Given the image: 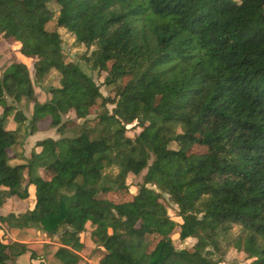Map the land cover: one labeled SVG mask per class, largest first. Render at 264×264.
Here are the masks:
<instances>
[{
	"label": "trees",
	"instance_id": "16d2710c",
	"mask_svg": "<svg viewBox=\"0 0 264 264\" xmlns=\"http://www.w3.org/2000/svg\"><path fill=\"white\" fill-rule=\"evenodd\" d=\"M58 29L94 47L85 61L106 73L113 97L65 62ZM0 38L31 64L13 56L0 72V196L24 200L34 188L33 208L0 215V224L58 237L60 264H81L82 233L102 252L98 264H216L203 251L217 250L235 225L233 244L248 264H264V0H0ZM52 74L49 99L39 103L34 84ZM23 100L32 104L30 135L45 119L59 134L63 117L84 123L73 138L37 141L29 161L11 166L20 133L6 124L26 121ZM131 128L139 131L128 136ZM43 164L46 179L35 173ZM111 167L113 186H101ZM144 170L130 201L98 197L127 190L128 176ZM177 228L180 239L196 240L192 251L175 249ZM2 235L0 264L26 253Z\"/></svg>",
	"mask_w": 264,
	"mask_h": 264
},
{
	"label": "rangeland",
	"instance_id": "374dc122",
	"mask_svg": "<svg viewBox=\"0 0 264 264\" xmlns=\"http://www.w3.org/2000/svg\"><path fill=\"white\" fill-rule=\"evenodd\" d=\"M239 1V0H235ZM48 29L53 30L55 28L54 24L51 23L48 25ZM60 34L62 44H61V49H62V54L64 57L65 62H72L74 64H77L80 69L90 76L93 81L95 82L96 85L100 87V92L104 97H113V91L112 87H107L104 86V78L106 77V73L102 71H91L90 68L87 65V62L85 61V58H89L91 53L94 51V47H85L83 45H79L75 42L74 37L67 32L64 29H58L57 30ZM17 46V45H16ZM16 46H10L7 44L3 39L0 38V72L5 65V63L11 58V57H17L19 60L24 62L28 67H30V60L21 57L20 55H17ZM108 68H110V64H108ZM58 78V77H57ZM56 75L52 74L49 77H46L45 79L41 80L39 83L34 84V93L36 100L39 103L45 102L49 99L48 95V88L50 84H55L56 82ZM12 99L10 97L7 98L8 104H11ZM100 103V101H98ZM17 108L22 111V113L26 116V121L22 123L21 125L16 126L12 120L9 119L8 123L6 124V128L8 130H14L20 133L19 137V142L16 143L15 147H13L10 152L9 156L12 157L11 154H14L15 157L22 156L23 161L27 162L30 160V156L33 153L34 150L37 152L39 151L38 148L35 147L36 141L43 140V139H52V140H58L61 138H73L77 136L83 126L84 121L83 120H73L69 119L68 117H63L62 123L67 122L65 129L62 131L61 134H59L55 128L49 127V119L41 120L37 125H36V132H34L33 137L29 138V141H23L24 136L30 135V126L28 125L31 114H32V104H30L27 100H23L19 105H17ZM108 111L112 109L111 105H107ZM102 112L101 108L94 109L91 113V115L88 117L86 124L88 126H93L96 121V116ZM2 113V110L0 109V115ZM11 116V115H10ZM139 129H134L131 128L128 130L127 135L128 136H133L135 133H137ZM39 132V133H38ZM36 133H38L36 135ZM22 142V143H21ZM18 145H22L20 148H18ZM17 146V147H16ZM169 148L171 149H176L175 144H170ZM18 150L19 154L16 153L15 151ZM192 153H202V149H200L197 146H194L191 150ZM13 156V157H14ZM28 157V158H26ZM36 165V164H35ZM34 165V166H35ZM44 165H38V168L35 169V173L38 174L40 177L46 179L48 178V173L44 170ZM33 166V167H34ZM37 166V165H36ZM116 174V168L111 167V168H106L103 172V179L100 183V185L104 186H113L109 184L106 181V178L109 177L111 178L113 175ZM146 174V170L142 171V173L139 176H133L129 175L126 183L128 185L127 190H120V191H111L110 193H99L98 197L100 199H106L109 200L115 204H120L124 203L127 201H130L132 197L137 193L139 185L143 182V178ZM26 178L24 183L26 182ZM148 188H151L153 190L157 189L154 186L147 185ZM30 197L31 199H24L25 203L21 204L19 201H16L15 199H18L15 197V199L12 200V197H4L0 196V207H3L5 210L4 215L7 216L10 213H6L7 211H16L17 215L24 214L25 212L30 211L33 208L34 205V199H33V188H31ZM21 200V199H18ZM15 201V202H13ZM12 203H16V205H21L20 208H16L15 204L11 205ZM164 204L168 209V214L170 217L177 222L178 224H181L180 218L177 216L178 209L175 205H173L168 199L167 196H164ZM30 209V210H29ZM15 215V214H13ZM15 215V216H17ZM147 222H149L152 225L156 224V221L153 218L146 217L144 218ZM2 229L0 230V236H3L2 234H5V238L9 239L8 232H7V227L4 226L3 224H0ZM92 227L87 228L86 232H89ZM37 229L41 230L40 228L37 227ZM3 231V232H2ZM2 233V234H1ZM180 234V229L177 228L175 233L172 235V243L177 251L180 250H188L192 251L193 247L196 243V240L192 237H188L186 239H180L179 237ZM239 235V228L235 225H232V228L230 232H228L227 235L222 236L221 238L218 239V249L213 250L212 247H207L203 253L205 254L206 252H210L211 255L209 256L216 264H248L249 259L247 258V254L244 252V249L237 248L233 242H235L236 236ZM34 237V235H33ZM36 237V236H35ZM47 238V237H46ZM49 239V238H47ZM58 237H55L56 243L58 242ZM81 241L84 243L85 248L82 250L81 254V264H98L101 258L98 257L100 255V250L97 249V246L93 243L90 234L82 233L80 235ZM36 239H33L32 242H34ZM149 242L151 243V247H154L155 243L157 242V238L154 236H149L148 237ZM9 241V240H7ZM52 241V240H50ZM30 243L31 249L27 250L26 253H29V259L30 261L33 260L35 263L29 262V264H40L38 262H41L38 257L40 256H46L48 257L50 253L46 249L41 250V248L35 247L34 243ZM58 244V243H57ZM34 246V247H33ZM50 248H55L56 251V246L55 247H50ZM43 252V253H41ZM24 253V254H26ZM97 258V261L94 259ZM36 259V260H34ZM10 264V263H9ZM14 264V263H13Z\"/></svg>",
	"mask_w": 264,
	"mask_h": 264
},
{
	"label": "crops",
	"instance_id": "0c3cea01",
	"mask_svg": "<svg viewBox=\"0 0 264 264\" xmlns=\"http://www.w3.org/2000/svg\"><path fill=\"white\" fill-rule=\"evenodd\" d=\"M38 133H36V135ZM31 137H33V135L24 136L22 140L23 141L24 140L25 141H29V138H31ZM21 146L22 145H18V148H20ZM13 147H15V146H13ZM15 152L19 154L18 150H16ZM34 152L37 153L38 151L36 152L34 150ZM11 155H12V157L9 156L10 157L9 164L11 166L21 165V164L25 163L23 161V157L22 156L15 157L14 154H11ZM26 158H28V157H26ZM31 188H33V187L32 186L29 187V189H28L29 192L31 191ZM33 192H34V188H33ZM30 196L31 195L29 193V195L27 197L28 200L31 199V198H29ZM13 199H15V197H12V200ZM33 199H34V194H33ZM15 200L19 201L21 204L25 203L24 202L25 200H18V199H15ZM13 202H15V201H13ZM14 204H15L16 208H20L21 207V205H19V204L16 205V203H12L11 205H14ZM4 210L5 209L3 207H0V215L1 216H5L4 212H3ZM6 213L17 215L16 211H7ZM6 230L8 232V236H9V239H7V240H9L10 242H16V243L24 244L26 246V250L31 249L29 244L32 242L33 239H36L34 242H32V243L35 244L34 246L37 247V248H41V250H43V251L48 246V249H46V250L48 251V253H50L49 256L48 257H46V256L38 257L40 259V261H41V262H38V263H40V264H60L54 258L55 248H50L51 246L52 247L56 246L58 248L59 245L56 243L55 238L52 241H50V239H47L45 234L42 231H40L39 229H37L36 226L31 225L30 227H26V228L7 227ZM33 235H34V237H33ZM99 252H100V255H98V257L100 256L99 258H101L102 257V252L101 251H99ZM41 253H43V252H41ZM28 256H29V253H26V254H23V255H20V256H11V261L9 263L10 264H13V263L14 264H29V262L35 263L33 260L30 261ZM34 260H36V259H34ZM95 260L97 261V258H95L94 261Z\"/></svg>",
	"mask_w": 264,
	"mask_h": 264
},
{
	"label": "built area",
	"instance_id": "2783aa9c",
	"mask_svg": "<svg viewBox=\"0 0 264 264\" xmlns=\"http://www.w3.org/2000/svg\"><path fill=\"white\" fill-rule=\"evenodd\" d=\"M4 238H5V236H4ZM6 239V238H5Z\"/></svg>",
	"mask_w": 264,
	"mask_h": 264
}]
</instances>
